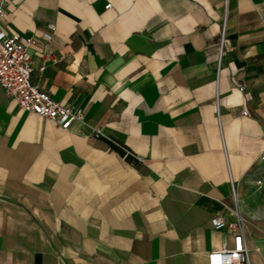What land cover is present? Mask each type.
<instances>
[{
	"label": "crops",
	"instance_id": "1",
	"mask_svg": "<svg viewBox=\"0 0 264 264\" xmlns=\"http://www.w3.org/2000/svg\"><path fill=\"white\" fill-rule=\"evenodd\" d=\"M1 25L86 123L0 87V264H206L216 213L264 264V0H5Z\"/></svg>",
	"mask_w": 264,
	"mask_h": 264
},
{
	"label": "built area",
	"instance_id": "2",
	"mask_svg": "<svg viewBox=\"0 0 264 264\" xmlns=\"http://www.w3.org/2000/svg\"><path fill=\"white\" fill-rule=\"evenodd\" d=\"M4 3L5 0H0V87L2 91L11 97L20 108L51 119L61 128H68L73 121L85 124L86 122L82 119V110L79 107L73 109L70 105L51 98L48 92L40 87L39 82L32 79L33 67L28 47L34 42V37L33 35H22L16 31H6L2 27ZM104 6H109V3H105ZM223 28L222 23L221 34ZM53 29V23L47 24V30L42 31V36L49 39ZM219 45H221V41ZM48 56L51 62H56L61 58V56L53 54ZM44 67L45 61L42 60L36 66V70L41 73ZM238 88L242 89V85H239ZM242 112L246 113L245 110ZM91 129L94 135L100 134L98 127H91ZM116 144L122 149L121 154L124 158L131 156L135 159L129 149L119 143ZM258 157L263 159L264 152L260 153ZM241 223L242 216L238 213L230 221L218 213L211 215L210 225L212 228L227 227L231 230V245H221L209 249L206 252V264H248Z\"/></svg>",
	"mask_w": 264,
	"mask_h": 264
},
{
	"label": "rangeland",
	"instance_id": "3",
	"mask_svg": "<svg viewBox=\"0 0 264 264\" xmlns=\"http://www.w3.org/2000/svg\"><path fill=\"white\" fill-rule=\"evenodd\" d=\"M259 173L261 174V180L263 181V185H262V187L260 188V189H263L262 191H263V196H264V161H263V165L260 167V169H259Z\"/></svg>",
	"mask_w": 264,
	"mask_h": 264
},
{
	"label": "trees",
	"instance_id": "4",
	"mask_svg": "<svg viewBox=\"0 0 264 264\" xmlns=\"http://www.w3.org/2000/svg\"><path fill=\"white\" fill-rule=\"evenodd\" d=\"M120 149V151H121V153H122V149L121 148H119ZM126 158L128 159V158H130L131 159V156H126Z\"/></svg>",
	"mask_w": 264,
	"mask_h": 264
}]
</instances>
